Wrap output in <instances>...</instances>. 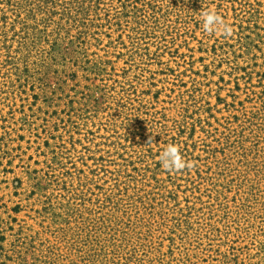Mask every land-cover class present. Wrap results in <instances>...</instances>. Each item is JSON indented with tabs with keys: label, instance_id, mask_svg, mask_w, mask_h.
<instances>
[{
	"label": "rangeland",
	"instance_id": "rangeland-1",
	"mask_svg": "<svg viewBox=\"0 0 264 264\" xmlns=\"http://www.w3.org/2000/svg\"><path fill=\"white\" fill-rule=\"evenodd\" d=\"M0 264H264V0H0Z\"/></svg>",
	"mask_w": 264,
	"mask_h": 264
},
{
	"label": "clouds",
	"instance_id": "clouds-1",
	"mask_svg": "<svg viewBox=\"0 0 264 264\" xmlns=\"http://www.w3.org/2000/svg\"><path fill=\"white\" fill-rule=\"evenodd\" d=\"M220 23L219 18L214 13H205V29L209 32L214 30V25ZM164 164L166 168L179 169L185 167L179 149L176 146H169L164 154Z\"/></svg>",
	"mask_w": 264,
	"mask_h": 264
}]
</instances>
